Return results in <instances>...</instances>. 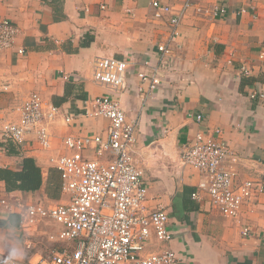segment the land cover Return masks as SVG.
Instances as JSON below:
<instances>
[{"label":"crops","instance_id":"1","mask_svg":"<svg viewBox=\"0 0 264 264\" xmlns=\"http://www.w3.org/2000/svg\"><path fill=\"white\" fill-rule=\"evenodd\" d=\"M166 1L175 9L185 2ZM216 6H226L227 12L216 16ZM1 18L10 19L18 32L14 47L0 50V121H17L16 108L32 92L61 112L49 122L53 150L35 141L22 155L0 146V166L19 168L23 157L31 156L43 172L39 190L15 194L46 205L68 199L61 189L55 195L61 178L50 158L67 151L64 136L105 134L109 120L86 111L90 98L111 96L120 100L129 120H137L134 155L150 203L169 209L173 239L163 244L154 239L149 250L171 248L178 264H264V97H251L253 91L264 94V0H192L182 16L180 36L166 54L158 46L169 28L153 16L149 0H0ZM19 48L25 53L19 54ZM100 56L131 62L127 90L119 94L95 82L94 61ZM243 66L251 68L249 76L242 75ZM155 67L161 83L145 98L149 83L139 73ZM198 114L204 116L201 123ZM67 116L70 122L64 121ZM215 128L228 144L225 165L239 180L252 179L261 188L239 219L221 214L204 191L199 199L192 198L203 176L180 162L185 144L198 132ZM60 194L64 199L54 201ZM9 215L0 208V245L9 239L16 257L0 254L25 262L19 259L25 255L21 237L10 234L18 227L6 224ZM43 224L56 232L61 227ZM244 226L250 229L247 235ZM39 227L19 231L27 246L26 236ZM26 263L45 264V258Z\"/></svg>","mask_w":264,"mask_h":264},{"label":"built area","instance_id":"2","mask_svg":"<svg viewBox=\"0 0 264 264\" xmlns=\"http://www.w3.org/2000/svg\"><path fill=\"white\" fill-rule=\"evenodd\" d=\"M149 4L153 16L168 25L166 39L158 49L169 53L172 43L180 36L182 16L191 7L192 0H185L180 9L166 0H149ZM226 12V6L214 9L216 16ZM17 32L10 19H0V50L14 47ZM17 52L24 54L25 49L19 48ZM130 63L111 56L97 57L93 78L98 85L121 94L129 87L125 76ZM251 71L247 66L241 69L244 76H249ZM69 76L66 74L65 78ZM139 77L149 83L148 89L143 91L145 98L152 96L161 83L158 69L155 67L151 73L140 72ZM257 96L263 98L264 94L251 93L252 98ZM88 105V116L109 120L105 134L64 136L62 144L67 151L50 158L60 173L61 191L68 199L49 205L27 201L14 191H8L0 181V208L19 216L17 227L21 232L35 230L44 221L61 226L52 237L67 245L52 250L45 264H178L179 257L171 248L149 250L154 239L162 244L170 243L173 234L169 228L168 206L150 203L149 187L135 159L137 120H129L120 100L111 96L90 98ZM16 113L17 121H0L2 149L11 143L22 155L29 152L34 141L44 150L54 149L55 135L49 122L61 113L58 106L32 92L16 108ZM196 119L201 123L204 116L198 114ZM70 120V116L64 118L66 122ZM220 134L219 128L211 133L198 132L191 143L184 145L180 162L203 176L192 198L199 199L204 191L221 214L239 219L244 205L252 201L261 188L252 179L239 180L236 172L225 165L229 148ZM249 230L244 226L243 234L247 235ZM0 264L28 263L0 254Z\"/></svg>","mask_w":264,"mask_h":264},{"label":"trees","instance_id":"3","mask_svg":"<svg viewBox=\"0 0 264 264\" xmlns=\"http://www.w3.org/2000/svg\"><path fill=\"white\" fill-rule=\"evenodd\" d=\"M4 144L0 146L3 147ZM7 152L18 153L13 144L5 145ZM0 181H3L8 191H37L44 183V176L41 167L31 156H24L19 168L0 166ZM61 189V185L56 182L55 190ZM19 216L10 214L6 224L12 226L19 225Z\"/></svg>","mask_w":264,"mask_h":264},{"label":"rangeland","instance_id":"4","mask_svg":"<svg viewBox=\"0 0 264 264\" xmlns=\"http://www.w3.org/2000/svg\"><path fill=\"white\" fill-rule=\"evenodd\" d=\"M60 193L59 191L55 192V195ZM64 199V196H62L60 194L59 198L54 199V201H61ZM13 232V233H12ZM10 234H13L15 236V234H17L18 238L21 237V242H22V246H23V250L25 252V255L23 257H19L22 258L23 260L25 259V262H29V260L33 259V261L35 262L36 260H38L41 257L43 258H49L51 256V252L52 250H56L59 248L64 247L65 243L62 242H57L52 235H56V231L53 228L52 225L48 224V225H41L32 235V236H26V239H29V242L31 244V247H28L26 244V240L25 237L22 236L19 232V230H15L13 228V230L10 232ZM8 239V241L6 240L5 244H7L6 246L0 245V250L4 253L10 254L11 256H15L13 254V252H10V247L8 245H10L11 241Z\"/></svg>","mask_w":264,"mask_h":264}]
</instances>
